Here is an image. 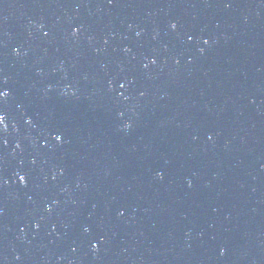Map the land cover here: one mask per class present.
Wrapping results in <instances>:
<instances>
[{"label":"water","instance_id":"1","mask_svg":"<svg viewBox=\"0 0 264 264\" xmlns=\"http://www.w3.org/2000/svg\"><path fill=\"white\" fill-rule=\"evenodd\" d=\"M0 90V264H264V0H100Z\"/></svg>","mask_w":264,"mask_h":264},{"label":"snow or ice","instance_id":"2","mask_svg":"<svg viewBox=\"0 0 264 264\" xmlns=\"http://www.w3.org/2000/svg\"><path fill=\"white\" fill-rule=\"evenodd\" d=\"M171 26H172L173 29L176 28V25H175V24H172ZM188 39H189V40H192L193 37L189 36ZM203 42H204L205 44L208 43L207 40H204ZM152 63H155V60H153ZM121 87H123V85H121ZM7 95H8V92H7L6 90H0V97H6ZM4 120H5V117H4L2 114H0V124H3ZM209 138H211V137H209ZM55 139H56L57 141H61V140H62V137H61L60 135H56V136H55ZM19 179H20L21 182H24L25 177H24V176H20ZM121 214H122V213H121ZM93 247L95 248L96 245L94 244Z\"/></svg>","mask_w":264,"mask_h":264},{"label":"clouds","instance_id":"3","mask_svg":"<svg viewBox=\"0 0 264 264\" xmlns=\"http://www.w3.org/2000/svg\"><path fill=\"white\" fill-rule=\"evenodd\" d=\"M223 251V250H222Z\"/></svg>","mask_w":264,"mask_h":264}]
</instances>
